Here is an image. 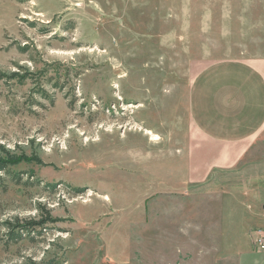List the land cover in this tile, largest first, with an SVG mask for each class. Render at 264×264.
Returning <instances> with one entry per match:
<instances>
[{
  "label": "rangeland",
  "instance_id": "1",
  "mask_svg": "<svg viewBox=\"0 0 264 264\" xmlns=\"http://www.w3.org/2000/svg\"><path fill=\"white\" fill-rule=\"evenodd\" d=\"M251 35L264 0H0V158H24L0 171V264H264V131L252 164L190 170L216 153L190 86Z\"/></svg>",
  "mask_w": 264,
  "mask_h": 264
},
{
  "label": "crops",
  "instance_id": "2",
  "mask_svg": "<svg viewBox=\"0 0 264 264\" xmlns=\"http://www.w3.org/2000/svg\"><path fill=\"white\" fill-rule=\"evenodd\" d=\"M250 39L249 59L212 62L190 86L187 107L192 123L199 136L216 147L211 163L190 167L200 176L197 180L205 181L212 171H230L243 160L251 163L258 158L255 149L264 131V45L255 39L260 42L255 44L260 50L253 55L252 35ZM202 151L204 159L207 155ZM262 210L264 218V205Z\"/></svg>",
  "mask_w": 264,
  "mask_h": 264
},
{
  "label": "trees",
  "instance_id": "3",
  "mask_svg": "<svg viewBox=\"0 0 264 264\" xmlns=\"http://www.w3.org/2000/svg\"><path fill=\"white\" fill-rule=\"evenodd\" d=\"M22 161H24V158L22 157H13V156H6L5 158H0V171H6V169L8 168V166H13V165H17L19 163H21ZM60 220L57 219H53V218H45L43 220L40 221H32L30 220L29 222H27V226L22 225L19 223L18 220H16L14 223H6V228L8 229V231L12 234L15 235L16 238L20 237V233H23V231H25L26 229H36V227H43L45 225L50 224H54L59 222ZM30 264H34V263H30Z\"/></svg>",
  "mask_w": 264,
  "mask_h": 264
},
{
  "label": "built area",
  "instance_id": "4",
  "mask_svg": "<svg viewBox=\"0 0 264 264\" xmlns=\"http://www.w3.org/2000/svg\"><path fill=\"white\" fill-rule=\"evenodd\" d=\"M254 246L259 252H264V230H258L255 233Z\"/></svg>",
  "mask_w": 264,
  "mask_h": 264
},
{
  "label": "bare ground",
  "instance_id": "5",
  "mask_svg": "<svg viewBox=\"0 0 264 264\" xmlns=\"http://www.w3.org/2000/svg\"><path fill=\"white\" fill-rule=\"evenodd\" d=\"M33 3L31 2V5H32ZM22 17H25L24 15L22 16ZM147 134H148V132H146ZM152 141H157V140H159V136L158 135H152V139H151ZM103 199L105 200V201H108V197H106V196H104L103 197Z\"/></svg>",
  "mask_w": 264,
  "mask_h": 264
}]
</instances>
